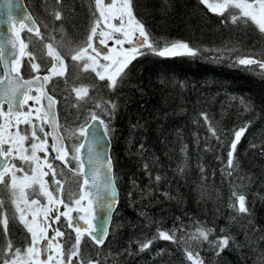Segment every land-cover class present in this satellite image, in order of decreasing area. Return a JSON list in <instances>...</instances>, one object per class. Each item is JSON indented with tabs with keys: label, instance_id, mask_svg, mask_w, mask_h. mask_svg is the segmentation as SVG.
I'll list each match as a JSON object with an SVG mask.
<instances>
[{
	"label": "trees",
	"instance_id": "obj_1",
	"mask_svg": "<svg viewBox=\"0 0 264 264\" xmlns=\"http://www.w3.org/2000/svg\"><path fill=\"white\" fill-rule=\"evenodd\" d=\"M25 3L40 32L23 29L20 69L23 77L51 75L59 63L63 73L47 81V89L57 99L60 121L63 102L57 90L67 92V87L74 125L84 126L93 112L100 115L99 100L108 108L116 105L109 137L119 201L105 243L98 247L81 234L78 258L93 264H193L195 255L202 264H264V33L259 25L241 18L232 5L213 11L203 0H132L133 15L154 49L147 44L140 49L110 88L111 81H101L72 59L89 44L99 21L96 0ZM176 42L197 54L159 55ZM239 59L253 63L240 65ZM80 87L88 90L84 97L74 95ZM100 118L108 124L105 115ZM241 128L230 167L227 154ZM73 176L78 193L80 178ZM0 188L10 184L0 182ZM239 195L246 197L247 213L237 211ZM10 222L0 198L1 260L9 244L16 250L30 241L15 220L25 244L18 241ZM57 223L66 233L63 241L71 236L75 244L77 234ZM208 229V240L185 236ZM225 235L231 239L221 250Z\"/></svg>",
	"mask_w": 264,
	"mask_h": 264
},
{
	"label": "snow or ice",
	"instance_id": "obj_2",
	"mask_svg": "<svg viewBox=\"0 0 264 264\" xmlns=\"http://www.w3.org/2000/svg\"><path fill=\"white\" fill-rule=\"evenodd\" d=\"M107 6L109 9H111L115 4L116 0H106ZM206 3L207 0H204ZM226 4L231 2L232 6L236 9H239L242 11V17L241 18H247L250 17L251 21L254 22L255 24L259 25V30L264 33V20H258L256 15L251 11L253 8L252 4L248 3H243L242 0H225ZM6 3L11 5L12 0H6ZM105 3V0H96L97 5H101ZM258 3L260 5L261 10H264V0H258ZM134 7V4L132 3V0H125V3L121 5L117 11L120 12L119 16L113 17L114 20H116L121 27H117V25L114 23L111 25V30L114 33H122L124 36V39H120L117 37L114 40V43L117 46H122L124 45L125 41L129 44H137L139 46H143L147 44L148 42V36L145 32L144 25L140 24L139 25V38L136 41H132L128 39L129 33L127 31L123 30V25L126 23H131L133 19V11L132 8ZM220 7H224V5H221ZM215 11V9H213ZM102 18H107L106 14L102 11L100 13ZM125 16H127L129 19L125 20ZM59 18V17H57ZM28 19H31V17H28ZM15 21V17L12 13L11 7H9L8 12H7V18L0 20V23H7L9 25V28L12 27V24ZM238 18L236 16H232V23H237ZM139 24V21H137ZM20 27H24L23 21L20 22ZM29 32H31V28L28 29ZM93 34L96 33V29H92ZM99 36H104V33L101 32L99 33ZM89 41H91V37H89ZM98 45L99 46H106V40L105 39H99L98 40ZM89 48H92V51L95 52L97 55H99V51L97 47H93L92 44L89 42L88 44ZM148 48L154 49L153 44H148ZM177 49L184 50L182 52L177 53ZM134 52L135 49H132ZM191 55L195 56L197 54L196 50L193 48L189 47L188 44L183 43V42H176L173 43L171 46V49H166L164 51H160L159 55L160 56H166V55ZM3 57V47L0 46V59ZM59 59V57H56ZM83 58V51H81L78 55H75L72 57L73 60H78ZM135 56H133V59ZM103 59L107 61L109 59L108 56H104ZM239 64L240 65H246V64H251L253 61L251 60H246V59H239ZM127 57H125V62L122 64L118 69H117V74H119L121 71H123V68L127 66ZM264 67V65H261ZM84 67L87 69L89 67L88 64H85ZM101 68H105L106 65L101 64ZM31 69L33 71L39 70V66L37 64H32ZM15 71H19V69H14ZM55 73V68L52 70ZM96 72V75L99 77L101 81L105 80V76L102 75L99 70L94 69ZM62 75V73H59ZM37 80H42V81H47L49 77L47 75L43 77H37ZM108 79L111 81V83L108 85L110 88L116 86V79L113 76H109ZM25 84H32L33 81L31 80H25ZM18 89L12 88V89H4L0 90V109L3 108L4 103H7V108H8V113L12 114L14 108H18L20 106H23L25 104H28L29 101H33L36 104H39L41 99L46 100V107L48 110V113L51 114L50 119L52 121L55 120V111L53 109V105L55 103L53 97L51 95L48 96H32L28 95L26 92L22 93L19 98H17V93ZM78 92L84 91L86 92L87 89H79L77 90ZM99 108L100 105H97ZM116 105L112 104L111 108H106L105 110L101 111L100 115H105L106 119L108 120V124H105L104 120L100 119V115H97L95 112L91 114V120L92 121H99V125L103 128V130H100V127H98L96 124L91 125V136H92V143H90L88 151H89V159H88V164L91 166L90 169V175H91V180H92V188L94 189L95 193V199L97 204L100 206L104 207L107 209V213L105 216H103L102 223L98 226V231L96 229L92 228V225L88 223L87 221L85 222L86 227L84 228V231H88L89 234L92 236V239L96 241L97 244H102L104 242V237L108 234V224H109V217L112 212V208L116 204V188L112 179V172L111 168L112 165L109 162H104L102 160L101 152L96 150V148L93 145H100L103 146L104 142L108 138L109 133L112 131L110 127L111 119H112V113L113 110L115 109ZM0 115H3V112L0 111ZM17 119L13 123L11 120V115H9V120L7 123V126L5 125H0V159L4 160L5 163H7L8 158L11 157L12 153L14 151H19L20 154V160L22 161H29L36 163L37 166L40 164V157L37 156V151H40L46 155V140L42 139V136H46L47 133L44 132V128L41 125L33 123L30 119H28L26 116L24 118H21L19 115V112L16 113ZM207 119V116L204 117ZM23 122L25 125L32 124V133L31 137H28L26 134V130H19L18 126L19 124ZM21 131H25V134L22 135ZM245 129L241 128L239 131L235 132V139L231 143V150L228 151V165L231 167L233 165V153L235 152V149L237 148L238 142L241 140L242 134L244 133ZM39 133V135H38ZM7 134V136H6ZM215 134V133H213ZM34 139H40V144H36L32 142ZM53 144H52V150L56 153V159L63 160L64 157L63 155H60L61 147H57L55 141L59 139L58 136H53ZM25 140H28L29 143L31 144V157L25 156L23 153L27 151V149H24L23 147H20L22 145V142ZM5 145H9L7 148H5ZM13 145H16V147H13ZM143 146L141 145V148ZM49 168L52 167L51 164L48 165ZM106 168L107 171L105 173V178L103 182H98L100 181V169L101 168ZM145 169L148 168V165H144ZM35 171V169H34ZM3 172H0V179L3 178ZM44 175H47V173H44ZM230 175V173H229ZM13 179H15V173H13ZM35 180V177L33 178ZM157 181L160 180V177L157 176L155 178ZM85 184L88 183V180L85 179L84 181ZM41 187V194L44 196H47L50 200L52 198V192L45 191L43 190V184L40 185ZM58 191V186L54 189ZM233 197L236 196V193L232 194ZM85 198L84 195L80 196V199L76 201L77 204L80 203V200H83ZM245 195H239L238 196V212L239 213H247L249 210L245 206ZM62 207L67 208L68 205L64 203L63 200L58 201ZM33 205L38 204L39 201L33 199L31 201ZM230 207L235 208V205H230ZM48 213H52V215H48ZM61 217H67V227L68 228H73L75 226V232L77 233L75 237V244H72L70 248L67 249V254L65 258L68 260V264H79V261L76 259L78 256V248L77 246L80 244V238H81V225L79 224L78 220H83L84 217L81 216L78 219L75 217H72L70 215V212H60L59 214H56L52 209H48L45 212V217L44 219L51 221V223L44 228L43 231L40 233H37L32 230V228H28V232L31 233V239L29 241L30 246L27 248L28 253H31L33 255H36L38 258L40 256L44 257V260L42 261V264H61V261L53 259L51 256H49L50 250L55 246V241L57 237H64L66 235L65 232L61 231L59 228L56 227V223L61 220ZM211 232V229H208L207 231L205 230H200V236L203 237L204 240H208V234ZM49 233H51L49 235ZM160 236L163 237L164 239H171L170 236H168L165 232H161ZM72 239L71 236H68V239L65 241V244H67L70 240ZM231 237L225 235L223 236L220 241L218 246L220 247L221 250L226 248L229 245ZM39 244V250H37L34 246ZM148 245H144V247H147ZM9 250H11V244L8 245ZM16 253H20L21 249L16 248ZM61 253L60 251L57 252V255L59 256ZM0 264H9L7 259L0 260ZM12 264H15V261L12 262Z\"/></svg>",
	"mask_w": 264,
	"mask_h": 264
},
{
	"label": "rangeland",
	"instance_id": "obj_3",
	"mask_svg": "<svg viewBox=\"0 0 264 264\" xmlns=\"http://www.w3.org/2000/svg\"><path fill=\"white\" fill-rule=\"evenodd\" d=\"M204 1V0H203ZM243 3L252 4L253 8L251 11L256 15L258 20H264V10H261L260 5L258 3V0H252V1H246L242 0ZM125 3V0H116V4L109 9L107 6V2L105 0V3L99 5L100 11L104 12L107 16V18H102L100 15L99 21L97 24L93 27L96 29V33L93 34L91 31V41H89L93 47H97L99 51V55H97L95 52L92 51V48H89L88 45L82 50L83 51V58L79 59L82 62V67L85 71L93 73L98 79L99 77L96 75V72L94 69L99 70V72L105 76V80H108L109 76H113L114 78L117 75V69L124 64L125 57H127V61H129L133 56L137 55L139 53V50L136 49V47L130 45L127 40L125 41L124 45L117 46L114 43V40L119 37L120 39H124V36L122 33H114L111 30V25L116 24L117 27H121V25L113 19L115 16H119L120 12L117 11ZM205 3V2H204ZM208 7H210L212 10L215 9V11H222V9L228 7L229 5H232L231 2L226 4L225 0H207L205 3ZM221 5H224V7H220ZM242 13V11L240 10ZM129 18L125 16V20H128ZM139 25L137 23L136 18L133 15V19L131 23L124 24L123 30L127 31L129 33L128 39L134 41L137 37H139ZM258 25V24H257ZM103 32L104 36H99V33ZM99 39H105L106 40V46H99L98 40ZM148 47V44H147ZM104 49V50H103ZM132 49H135L133 52ZM166 49H171V47H168ZM163 49L162 51L166 50ZM177 53L182 52L184 50L177 49ZM104 56H108L109 59L105 61L103 59ZM85 64H88L89 67L86 69L84 67ZM104 64L106 65L105 68H101L100 65ZM53 68H55V73L52 71L51 75L45 74L49 77L47 80L48 82L53 77L60 76L59 73H63L61 66L59 63H55L53 65ZM52 68V70H53ZM264 69V67H263ZM79 89H87L85 87H80L77 89H74V95H80V97H84L87 94V91H80ZM67 87V92H68ZM62 98L63 105L61 106L63 111V120L61 121V130L63 135L65 136L69 149H74L76 145L78 144V136L82 134V126L83 123L79 126L72 124V121L70 120L71 116V109L75 107L73 105V101H69V98L71 96V93H67L61 90H57ZM38 95V94H37ZM100 101V100H99ZM97 102L95 105H100L103 107H99L102 110H105L107 107L106 103L102 104L100 102ZM33 102V101H31ZM72 103V104H71ZM31 107H33L32 104L29 105V108L26 109V112L24 110L23 114L20 115L21 118H24L25 116L28 119H32V116H37V113H33L31 111ZM35 109V103H34ZM98 108V107H97ZM98 108V109H99ZM61 111V110H60ZM35 114V115H34ZM73 114V113H72ZM24 124L23 122H21ZM31 125H29V129H31ZM19 129V128H18ZM20 130V129H19ZM21 134L24 135V133ZM7 136V134H6ZM28 136V135H27ZM36 144H40V142H37ZM9 145H6V148ZM13 147H16V145H13ZM20 147H23L24 149H27L23 154L25 156L31 157V144H28V140H25L22 142V145ZM47 149V148H46ZM40 151H37V156L40 157V164L37 166L36 163L31 162V160L25 162L20 160V152L14 151L15 156L17 159L15 160L14 164L16 166L18 165H25V169L17 168V170H14L12 173L10 172L9 178L11 179L10 182V189L9 188H0V198H2L6 202L7 207V214L10 219V224H13V229H15L16 239L20 241L21 243L25 244V238L23 235H20L19 228L16 229L15 220L19 221L22 226L27 230L29 227L32 228L33 231L40 233L44 230L46 226L50 224L49 220L44 219L45 212L48 209H52L56 214L60 212H69L71 209L74 208H83V200H80V203L77 204L76 201L80 199V193H75V189L77 187H74V182L72 180H68V195L66 196V204L68 207L63 211H61V208H56V201L53 194V190L51 189L49 180L47 176H49V172H52V168H49L48 165L51 164L50 160L48 158L42 159V156L39 154ZM35 169V171H34ZM24 171V174L21 173ZM13 173H15V179H13ZM44 173H47V175H44ZM54 173V170H53ZM55 175V173H54ZM35 177V180L33 179ZM75 181V179H73ZM43 184V190L52 192V198L51 200L47 197L41 194L42 190L40 185ZM12 190V192H11ZM77 194V195H76ZM35 199L38 200L39 203L33 205L31 201ZM12 205V206H11ZM13 209V210H12ZM60 211V212H59ZM48 215H52V213H48ZM61 224V226L65 225V222H67V217H61V220L58 221ZM28 231V230H27ZM22 233V232H21ZM24 234V233H22ZM51 233H49L50 235ZM167 234V233H166ZM30 239H31V233H29ZM168 235V234H167ZM200 233L190 232L188 234H185V236H188L189 239H195ZM64 237H57L55 241V246L50 250L49 256H51L53 259L61 261V264H68V260L65 258L67 254V249L71 247L70 242L65 244V241H63ZM0 243L2 247H0V256L2 258L4 250H5V242L2 238H0ZM17 244H19L17 242ZM68 245V246H67ZM24 245L16 246V248H21ZM30 246L28 243L25 247H23L20 251V253H16L15 250H9L7 247L6 249V257L5 259L8 260L9 264H12L13 261H15V264H42V261L44 260L43 256H40L39 258L36 255H33L31 253H28L27 248ZM67 246V248H65ZM37 250H39V244L34 246ZM60 251V255H57V252ZM192 258L191 261L193 264H202L198 258L195 255L190 256ZM0 258V260H1ZM76 259L79 261V263L82 264H93L90 262H82L78 256ZM163 264V263H162Z\"/></svg>",
	"mask_w": 264,
	"mask_h": 264
},
{
	"label": "water",
	"instance_id": "obj_4",
	"mask_svg": "<svg viewBox=\"0 0 264 264\" xmlns=\"http://www.w3.org/2000/svg\"><path fill=\"white\" fill-rule=\"evenodd\" d=\"M9 7H11L12 13L15 17V21L12 24V27L9 28V25L7 23H0V46L3 47V57L0 59V67L2 70V77L0 79V90L4 89H12L16 88L18 89L16 95L17 98L21 96L22 93H29L30 89L33 87H38L40 89V96H48L51 95L55 101L53 105V109L55 111V120L52 121L50 119L51 114L48 113L47 107H46V100L41 99V103L43 105V109L45 110L46 115V121L48 125V133L49 137L53 144V136H58L59 139L55 141L57 147H61L60 154L65 152V140L62 135V132L60 130V121H59V115H58V109H57V99L49 93L46 81L37 80V77H43L44 75L42 73L35 74L31 77H23V74L21 70L15 71L14 69H19L17 66L19 63H21L24 54H25V41L23 38L22 28L20 27V22L23 21L24 23V29L28 31L29 28H31V34L37 35L40 32V27L35 20L34 16L30 12L29 8L27 7L25 0H12L11 5L6 3V0H0V20L7 18V12ZM28 17H31V19H28ZM138 39V38H137ZM136 39V40H137ZM135 40V41H136ZM135 47L142 48L143 46H139L135 43L132 44ZM25 80H31L33 81L32 84H25ZM7 105V103H4ZM13 112L22 113L23 112V106H20L18 108H14ZM101 119V118H100ZM102 120V119H101ZM96 124L98 127H100V130L102 131L103 128L99 125V121H92L91 118L89 121L84 125L83 127V135L80 140L79 145L76 149V154L78 157V161L80 164V170H79V176L81 178L80 183V193L81 195H84L85 198L84 201V207L81 209H73L70 211V215L75 218H79L81 216L84 217L83 220H78L79 224L81 225V232L85 233L86 236L91 240L92 243H94L96 246H102L108 235L109 230L112 222L113 214L116 210L117 204H118V189L115 183L114 179V172H113V161L111 157V140L108 135V138L104 142L103 146L100 145H93L96 150L101 152L102 160L104 162H109L112 165L111 172H112V179L116 188V204L112 208L111 215L109 217V224H108V234L103 238L104 242L102 244H97L94 239H92V236L89 234L88 231H84V228L86 227L85 222L87 221L92 225L93 229H96L97 231L98 226L102 223V217L106 215L107 209L97 204L95 199V193L94 189L92 188V180L90 169L91 166L88 164L89 159V145L92 143V136H91V125ZM39 125V124H38ZM39 135V133H38ZM43 137V136H42ZM13 155H11L10 158H8L7 163L4 162V160L0 159V172H4L11 160ZM107 169L101 168L100 169V181L103 182L105 178V173ZM85 179L88 180V183L85 184ZM71 230L75 232V226L71 228Z\"/></svg>",
	"mask_w": 264,
	"mask_h": 264
},
{
	"label": "flooded vegetation",
	"instance_id": "obj_5",
	"mask_svg": "<svg viewBox=\"0 0 264 264\" xmlns=\"http://www.w3.org/2000/svg\"><path fill=\"white\" fill-rule=\"evenodd\" d=\"M37 94L40 96V89L38 87H34V88L30 89V91L28 93V95H32V96H37ZM30 104L33 105V107H31V111L33 113H37V116H32L31 121L35 124L41 125L44 128V132L47 133L46 136L41 137L42 139L46 140V142H47L46 146H45L47 148L46 149V155L42 152H39V154L42 156V159L48 158L51 162V165L53 168L51 169L52 172H49V176H47V178L49 180L51 189L53 190V194H54L56 206H57L56 208L57 209L61 208V211H63L65 207H62L58 201L63 200L64 203L66 204V196L68 195V180H72L74 182V187H76V181L73 180L74 179L73 175L75 174L76 177L79 176L80 165H79L78 157L76 154V147L78 144L76 145V147L74 149H69L67 140H66L65 136L63 135L66 147H65V152L61 153L60 155H63L64 159L63 160L56 159V153L52 150V141L49 137V133H48L49 129H48L45 110L43 109V105H42L41 101L39 104L35 103V106L37 108V109H35L34 102L29 101L28 104L23 105V112H24V110L26 112V109L29 108ZM0 111L3 112V115H0V125L7 126V123L9 120V115H11V120L13 121V123L17 119L15 112H13L12 114L8 113V108H7V105H5V104H4L3 108L0 109ZM23 112L19 113V115H22ZM60 123H61V121H60ZM29 125H31V127H32V124L25 125V124L20 123L18 128L20 130H26V134L28 135V137H31V133H32L33 128L29 129ZM22 133L25 134V131H22ZM32 142H34V143L40 142V139H34V140H32ZM28 144H29V141H28ZM5 148H6V145H5ZM16 159H17V157L15 156V154L13 152V157L11 159V162L7 166L6 171L3 172L4 173L3 178L0 179V182L8 181V184H10L11 179L8 176V175H10V172L12 173L14 170H17V168L25 169V165L20 164V165L16 166L14 164ZM53 170H54L55 175L53 173ZM21 173L24 174V176H25L24 171L22 172V170H21ZM79 178H80V176H79ZM80 182H81V180H79L78 191H80ZM57 186H58V191L54 190ZM75 191H76V189H75ZM80 196H81V194H80ZM57 214H59V213H57ZM49 222L51 223V221H49ZM66 224H67V222H65V225ZM23 247H25V245ZM79 264H82V263H79Z\"/></svg>",
	"mask_w": 264,
	"mask_h": 264
}]
</instances>
